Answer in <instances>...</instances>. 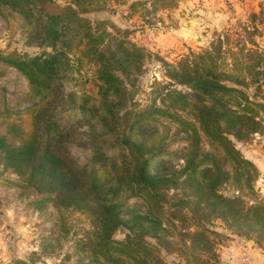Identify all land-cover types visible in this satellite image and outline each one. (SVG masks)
Segmentation results:
<instances>
[{
	"label": "rangeland",
	"instance_id": "1",
	"mask_svg": "<svg viewBox=\"0 0 264 264\" xmlns=\"http://www.w3.org/2000/svg\"><path fill=\"white\" fill-rule=\"evenodd\" d=\"M65 1L30 0L29 4L11 6L0 0V53L33 56L49 52L50 48L43 43L41 22L46 21L43 13L51 4L65 6ZM29 9L32 16L25 22L24 11ZM78 15L95 35H102L98 39L100 47L108 45L115 51L120 41L123 48H138L122 61L124 74L115 64L114 71L123 81L127 94L122 108L131 107L134 112H140L148 106L165 107L170 96L164 93L170 89L191 94L181 79L185 65L213 72L221 84L241 90L242 97L264 103V84L256 85V81L264 80V0H109ZM68 59V70L61 72L58 82L60 95L48 101L44 108L48 113L63 111L62 125L76 126L80 115L68 113L73 102L66 95L95 87L94 74L99 61L91 53L77 52H69ZM242 97L234 94L224 97L226 109L256 120L263 118L261 113H248L247 108H242ZM37 98L25 76L0 61V136L9 147L29 141ZM177 114L180 122L163 120L164 144L166 153H173V167L180 170L188 142L187 124L194 123L197 128V123L189 105L179 108ZM129 121L128 118L122 127H127ZM220 126L235 149L256 170L237 177L233 173L234 164L225 158L218 162L224 171V181L215 184L212 190L201 192L194 182L185 183L178 178L175 184L159 192L164 211L184 221L177 230L159 233L160 244L172 241V245L161 244L154 247L156 250L147 247L160 264H264V231L252 227L248 230L244 224L226 227L212 204L220 198L237 197L238 206L242 203L244 207H264V128L236 138L232 126H225L224 120ZM198 145L209 153L214 147L202 134ZM25 187L24 180L0 149V264H20V261L89 264L90 252L83 250L78 242L90 231L89 218L83 212L70 210L62 221L49 202L39 203L35 191ZM118 199L126 201L121 214L125 217L130 211L144 210V202L130 194L124 193ZM236 230L241 233L237 234ZM194 232L201 233L192 240ZM112 238L124 241V226L120 225ZM145 240L155 245L152 238ZM97 258L95 263L106 264L103 257ZM147 259L150 264H156L151 257ZM107 264L125 262L115 260Z\"/></svg>",
	"mask_w": 264,
	"mask_h": 264
},
{
	"label": "trees",
	"instance_id": "2",
	"mask_svg": "<svg viewBox=\"0 0 264 264\" xmlns=\"http://www.w3.org/2000/svg\"><path fill=\"white\" fill-rule=\"evenodd\" d=\"M1 1L11 6L30 3V0ZM107 1L67 0L63 7L51 4L43 13L46 21L41 22L45 34L43 43L50 48L49 52L33 56L0 53V61L22 73L38 97L29 141L9 147L0 136V149L24 180L25 188L35 191L36 201L49 202L62 221L70 210L83 212L89 218L90 231L78 241L83 250L90 252L89 264L95 263L98 256L103 257L106 264L115 260L125 264H150L147 257L160 264L147 247L156 250L154 247L161 244L172 245V241L160 244L158 235L166 229L177 230L179 223L184 221L164 211L160 200L162 193L159 195V192L175 184L178 178L184 179L185 183L194 182V187L201 192L212 190L215 184L224 181V171L218 162L225 158L234 164L233 173L237 177L254 172L253 164L235 149L220 122L224 120L225 126H232L236 138L247 131L255 132L264 128V103L242 97L241 90L221 84L213 72L185 65L181 79L191 94L170 89L164 93V96H170L165 107L153 105L140 112H134L131 107H120L127 94L123 81L114 71L115 64L124 74L122 61L138 48H123L120 41L115 51L108 45L100 47L98 39L102 35H95L78 15ZM29 10L24 11L25 22L32 16V10ZM69 52L91 53L99 61L94 74L95 87L89 86L76 95H66L73 102L68 113L80 115L76 126L62 125L63 111L48 113L44 108L48 101L60 95L58 82L62 78L61 72L68 70ZM263 81H256V85L259 87ZM231 94L244 98L242 108H247L248 113L255 111L263 118L256 120L227 110L224 97ZM205 99L209 101L203 102ZM188 105L197 128L194 123L187 124L189 132L186 131L185 138L188 142L179 170L172 165L173 153L165 150L166 125L163 120L180 122L177 111ZM128 118L131 121L127 127H122ZM140 122L143 125H138ZM201 134L214 146L211 153L198 145ZM124 193L141 199L144 210L130 211L126 217L121 215L126 201L118 198ZM237 201V197L220 198L212 203L214 212L219 214L225 226L244 224L248 230L252 227L264 231V207H244L242 203L238 206ZM120 225L126 230V239L113 240L112 234ZM240 230L236 233H241ZM200 233H192V240ZM146 238H152L155 245Z\"/></svg>",
	"mask_w": 264,
	"mask_h": 264
}]
</instances>
